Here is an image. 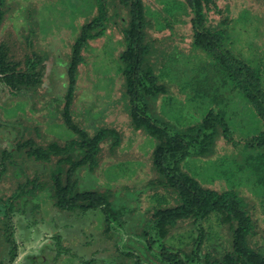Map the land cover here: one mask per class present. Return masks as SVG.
I'll return each mask as SVG.
<instances>
[{"label":"trees","instance_id":"obj_1","mask_svg":"<svg viewBox=\"0 0 264 264\" xmlns=\"http://www.w3.org/2000/svg\"><path fill=\"white\" fill-rule=\"evenodd\" d=\"M223 2L220 5L219 0H92L84 22L68 44L66 89L57 97L48 95L56 103L63 101L60 120L53 121L55 116L48 113L50 120L46 131L40 128L39 119H35L38 123L32 120L35 113L45 110L39 99L45 94L40 92V87L44 80L45 60L49 56L36 43V37L41 36L40 42L51 35L34 25H28L29 31L20 34L23 40L12 32L0 35V83L9 89L11 96L9 103L0 106V130L4 131L2 138L9 139L13 145L8 148L0 144L3 211L0 233L8 245L7 257H0V264L12 262L16 256L9 231L13 213H26L40 207L38 199L42 195H47L57 211L82 217L98 216L103 226L101 234L114 244L116 257H126L133 260V264H264V177L259 178L263 193L260 197L252 195L257 200L255 206L247 195L208 186L181 167V162L190 156L206 158L221 154L217 150L222 145L218 144L220 139L230 153L236 152L227 120V116L231 118L235 112L211 107L198 120L188 119L186 115L187 103L193 100L190 93L195 96L193 103L197 102L196 96L204 102L210 86L214 104H221L219 99L225 91L239 94L262 122L263 127L244 139V145L253 147L264 170V58L253 63V58L242 57V46L238 48V45V53L234 52L233 47L242 33L230 31L236 30L232 24L234 15L231 3ZM15 4L0 0V29ZM26 5L30 12H25L30 15L34 10L33 1ZM210 12L217 14L216 21H211ZM240 12L243 15L249 10ZM181 15L190 16L192 48L180 47V43L170 49L164 48L165 55L157 61L158 71L155 72L146 62L152 44L174 38L175 24L183 21ZM248 22H252L250 18ZM114 27L121 35L118 42L123 43L113 58L116 75L122 78L120 94L129 118L128 126L132 133L142 132L146 142L151 138L154 140V143L139 148L130 146L129 152L133 156L127 154L143 161L149 157L152 173L147 172L134 183V186L143 184L141 189L148 192L152 204V213L145 218L136 212L138 206L118 200L115 190L108 186L87 188L80 183L79 171L93 172L105 162L104 158L112 157L107 159L110 163L105 164L104 173L114 162H123L119 158L123 140L118 128L97 125L95 132L90 134L80 121L74 120L71 109L78 65L89 58L84 52L91 50L90 43L100 37L112 41L106 33ZM146 27L155 31L168 28V34L149 39ZM165 65L171 69L164 74L172 73L175 78H170L171 82L163 76ZM111 68L107 74L111 73ZM159 68L163 72H159ZM180 78L185 81L180 83ZM93 79L90 81L94 82ZM109 81H112L111 90L106 88L104 91L113 93L115 78L104 80V83ZM92 86L102 91L95 82ZM173 86L177 89H170ZM11 120H16L17 126H9ZM50 123L64 126L71 134L56 137L48 128ZM45 133H50V138ZM105 150L108 155L104 157ZM8 180L11 184L5 186ZM122 189L130 191L131 187L123 184ZM210 238L224 243H221L219 253L205 250ZM96 260L92 257L84 264ZM103 261L115 264L111 257Z\"/></svg>","mask_w":264,"mask_h":264},{"label":"rangeland","instance_id":"obj_2","mask_svg":"<svg viewBox=\"0 0 264 264\" xmlns=\"http://www.w3.org/2000/svg\"><path fill=\"white\" fill-rule=\"evenodd\" d=\"M30 1L5 0L6 4H16L6 14L0 29V35L5 32H12L19 40H23L20 34H25L29 31L28 25H34L39 30H44L51 35V37H46L40 42L38 39L41 36L36 37V43L40 44L44 48L43 50L48 52L49 56L45 60L46 69L44 72V80L40 87V92L45 94L39 99V102L45 106V110L42 113H35L32 116V120L39 119L40 128L46 131V124L50 120V113L55 116L53 121H57L56 119L60 120L59 115L63 101L56 103L48 95L57 97L63 94L66 89L68 80L66 73L68 44L75 37L79 27L84 22V17L88 14L87 11L89 10L88 5L92 3V0H32L34 10L29 15L25 11L30 12V7L26 5ZM223 1L231 3V9L234 15V17H231H233L232 24L236 26V30L230 31L232 33H242L239 42L233 47L234 52L238 53L236 50L237 45L238 48L242 46V57L253 58V63L263 60L264 0ZM223 1L219 0L220 5L224 4ZM176 8H180L178 3L176 4ZM243 9H248L249 13L240 15V11ZM180 18L183 21L175 24L176 36L174 38H169L170 41L167 39L163 43L152 44L153 48L147 55L148 59H146V62L154 67L155 72L158 71L155 67L158 63L157 61L165 55L164 48L170 49L177 43H180V47L186 49L192 48L193 31L190 16L181 15ZM209 18L211 21H216L218 16L214 12H210ZM249 18L252 21L250 23L248 22ZM145 31L149 39L159 38L162 35L168 34V28H164L162 31H155L152 27H146ZM251 33L254 35L250 36ZM106 34L111 37L112 41L108 38L106 41L105 36L100 37L90 43L91 50L84 52L85 55H89V58L78 65L75 99L71 109L74 113V120L76 122L80 121L81 126L90 134L95 132L97 125L99 127L111 126L118 128L123 140V144L119 149V158H122L121 161L123 162H114L104 173L103 168L109 162L107 159H112L110 156V158L108 157L105 160L104 157L108 155V152L105 150L103 153L105 162L100 167L93 172H87L86 169L79 171L80 183L82 187L87 188L94 187L95 185H98V187L108 186L110 189L115 190L118 200H123L127 203L131 202L133 203V207L138 206L136 212L145 218L151 215L152 204L147 196L148 192L141 189L143 188V184L134 186V183L139 178H142V176L145 177L147 172L152 173L149 157L146 156L143 161L140 158L132 157L133 154L129 150L130 146L132 148H139L142 145L150 144V142L154 143V140L151 138L146 142L147 139L142 132L132 133V129L128 126L129 118L123 105L124 99L120 94L123 91L122 78L116 75V67L114 66L116 65V61L113 58V55H116L122 49L123 43L118 42L121 41V35L116 27L112 30L107 29ZM249 43L250 46H248ZM116 47L118 48L113 52ZM111 66V73L107 74ZM168 67L169 65L164 66V72L162 68H159V72H163V76L170 81V78H175L172 76V73L169 76L165 75L171 69ZM91 77L94 78L95 84H98V89L102 88V91L94 89L92 86L94 82L90 81L92 79ZM100 77H103V79ZM109 78L111 80L115 78V92L113 93L104 91L106 88L111 90L110 86L112 81H109L108 84L104 83V80L108 81ZM179 81L182 83L185 80L180 78ZM101 83L104 84L105 88L101 86ZM106 84L107 86H105ZM173 88L176 90L177 86H173L170 89ZM202 92L205 94L204 91ZM212 92L210 86H208V91L205 95L206 100L203 102V98L201 99L199 96H196V103H193L195 99L194 94L190 93L193 100L187 103V107L189 108H187L186 112L188 114L186 115L188 119L198 120L211 107L219 110L224 109L227 113H230V111L231 113L235 112L231 118L227 116V120L230 130L233 132L236 152H233L232 148L230 153L229 148L223 145L224 142L220 139L218 144L221 143L222 145L217 150L221 154L215 153L213 156L206 158L190 156L181 162V167L208 186L216 189H232L239 195H247L256 206L257 200L252 195L260 197L263 193L261 192L263 189L261 185L263 184L259 182V178L264 177V170L260 167L257 152H253V147L245 146L244 139L255 135L263 127V124L256 117L252 107L239 94H231L225 91L226 95L224 94L219 99L221 104H214V98L211 96ZM186 94L184 96L188 97ZM10 98L9 89L0 83V106L5 102L9 103ZM200 100L202 103H199ZM48 102H51V104L48 105ZM222 103L224 104L222 105ZM200 104L201 107H198ZM38 121L35 122L38 123ZM11 125L17 126L16 120L9 121V126ZM48 128L56 137L64 138L66 135L71 134L64 126L61 127L56 123H50ZM45 134L50 138V133ZM3 135L4 131L0 130V137L2 138ZM0 144L8 148H13V145L10 144L7 138L0 139ZM104 146H106V143ZM127 154H132V156H128ZM137 155L141 156L139 153ZM125 157L126 159H123ZM124 176L132 177L122 178ZM108 179H112V181ZM117 179L120 180L115 181ZM10 184L11 182L8 180L4 185L7 186ZM123 184L129 185L131 190L127 191L122 189ZM134 189L138 191L132 192ZM38 204L40 207L31 208L26 213L16 211L13 213L10 226L11 230L9 229V231L12 233L11 245L15 246L16 256L12 262L7 261L6 264H84L92 257H96L97 260L90 264H107L103 260L109 257L113 258L115 264H133V260L127 259L126 257H116L113 249L114 244L110 240H107L103 236L104 234H101L103 226L98 216L88 214L82 217L57 211L47 195L40 196ZM2 213V205L0 203V218L2 217ZM257 217L260 218L259 215ZM203 225L206 224L203 223ZM0 228L2 230V222H0ZM174 235L176 236L177 232ZM115 236L117 237V234ZM221 243L224 244L223 242L210 238L205 246V250L211 253H219ZM178 245L181 246L180 244ZM7 249L8 245L5 237L0 233L1 258L7 257ZM108 261L110 260L108 259Z\"/></svg>","mask_w":264,"mask_h":264}]
</instances>
